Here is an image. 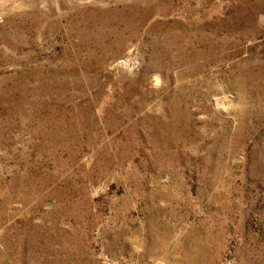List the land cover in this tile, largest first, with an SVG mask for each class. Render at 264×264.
Listing matches in <instances>:
<instances>
[{
  "label": "rangeland",
  "instance_id": "rangeland-1",
  "mask_svg": "<svg viewBox=\"0 0 264 264\" xmlns=\"http://www.w3.org/2000/svg\"><path fill=\"white\" fill-rule=\"evenodd\" d=\"M0 264H264V0H0Z\"/></svg>",
  "mask_w": 264,
  "mask_h": 264
}]
</instances>
